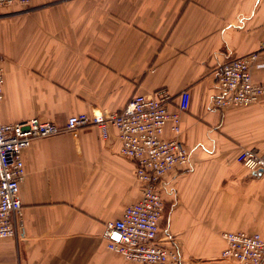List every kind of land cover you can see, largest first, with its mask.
<instances>
[{"label":"crops","instance_id":"crops-1","mask_svg":"<svg viewBox=\"0 0 264 264\" xmlns=\"http://www.w3.org/2000/svg\"><path fill=\"white\" fill-rule=\"evenodd\" d=\"M0 49L7 123L61 126L69 115L118 111L137 93L187 89L189 166L160 183L161 240L180 264H236L220 256L222 232L264 234V170L236 161L243 147L264 153V95L211 107L232 57L257 52L251 76L264 84V0H31L0 8ZM118 148L113 127L104 141L93 126L33 138L21 153L18 236L0 239V264H142L102 237L140 196L135 164Z\"/></svg>","mask_w":264,"mask_h":264},{"label":"built area","instance_id":"built-area-1","mask_svg":"<svg viewBox=\"0 0 264 264\" xmlns=\"http://www.w3.org/2000/svg\"><path fill=\"white\" fill-rule=\"evenodd\" d=\"M30 6L31 0H0V8L22 10ZM257 58V52H250L220 65L216 79L218 91L211 100L212 108L245 106L264 95V84L254 82L251 76ZM3 82L4 72L0 66V102ZM188 100L187 89L173 95L160 88L137 93L120 110L106 115L99 111L69 115L61 126L37 117L11 123L3 122L0 117V239L18 236V220L22 216L18 186L25 173L21 153L33 138L93 126L104 141L113 127L119 140L118 152L135 164L140 196L124 208L120 217L106 222L102 233L106 247L125 260L142 264H180L178 248L173 242L164 244L159 235L165 208L159 187L167 173L189 166V150L180 139V113L187 109ZM236 161L254 172L264 170V153L252 148L243 147ZM222 238L221 258L231 259L236 264L262 263L264 234L224 231Z\"/></svg>","mask_w":264,"mask_h":264}]
</instances>
